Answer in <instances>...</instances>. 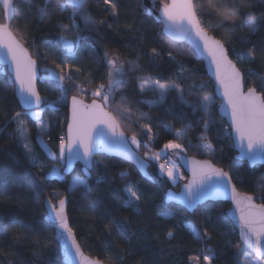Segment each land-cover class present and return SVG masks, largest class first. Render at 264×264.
I'll return each mask as SVG.
<instances>
[{
	"label": "trees",
	"instance_id": "1",
	"mask_svg": "<svg viewBox=\"0 0 264 264\" xmlns=\"http://www.w3.org/2000/svg\"><path fill=\"white\" fill-rule=\"evenodd\" d=\"M145 1L166 3L168 0H113L116 15L105 0H86L84 10L74 18H71L70 5L66 4L65 10L61 11L59 4L64 0H51L47 8L44 0L14 1L16 10L10 28L18 39L25 42L39 67L38 91L45 101L41 120L46 124L42 133L46 147L51 152H58L60 137L65 135L68 100L78 95L74 90L69 91L64 103L52 106L51 102L57 100L61 93L55 81L44 79L46 69H54V61L59 63L65 59L60 37L64 35L72 39L79 35L75 52L66 58V63L72 65L74 79H79L86 89H93L99 83L107 85L109 69L105 63V52L118 55L124 61L128 79L126 84L116 88L113 106L131 109L133 115L128 120L115 114L127 136L136 134L142 140L140 150L131 145L142 158L141 150L145 143L150 142L149 148L156 152L169 140H175L185 146L186 156L208 159L228 172L240 192L257 197L264 195V165L250 168L234 159L236 153L230 131L217 115V102L210 109L212 120L205 132L202 119L206 117L199 108L197 97L205 93L214 96V85L207 77L204 63L188 46L172 43L161 35L162 26L147 12ZM196 2L207 6V0ZM232 2L241 4L245 12L253 13L261 21L255 34L245 36L246 29L238 28L230 41L232 47H229L228 55L244 73L247 88L249 82L259 85L261 76H264V60L260 57L264 50V0H228V3ZM220 19L223 16L219 12L215 13V18L201 16L210 34L225 38L228 28L214 27ZM3 22L0 9V24ZM234 22L239 20H229L228 25ZM60 24H67L70 28L77 25L79 32L64 31ZM242 36L245 37L244 42L240 40ZM153 48L160 52L155 60L151 58ZM233 48L245 54L254 51L257 54L255 62L249 64L241 60ZM169 51L176 57L175 61L169 58ZM129 61H135L139 68L132 71ZM76 68L81 72L76 73ZM249 68L253 70L252 75L248 73ZM68 71L65 68V72ZM141 79L148 85L155 80L161 83L175 80L184 88V99L188 103H182L175 92L168 93L163 103L155 106L141 103V100L158 99L155 93L140 92ZM193 82H203L208 87L200 93L189 88ZM91 100L85 98L87 103ZM16 112L24 116L14 97L13 84L6 70L0 67V264H62L53 230L44 220L45 201L54 192L67 199L69 224L83 252L93 259H100L103 264H117L120 257H123V264H194V257H199L201 262L204 256H212V264H237L234 245L239 241L226 216L228 204L206 203L191 215L179 207L183 222L180 216L160 215L177 207L164 203L165 192L174 186L158 176L151 162H148V173L153 183L144 180L132 165L105 156H96L94 160L107 166L103 171L106 179L98 180L96 172L87 176L79 165L68 177L62 174V169L63 179H44L49 169L57 166L58 159L48 156L37 142L38 122L25 118L24 125L39 163L34 165L27 160L14 122ZM137 120L139 125L149 124L152 132L146 133V129L138 126ZM178 129L185 130L183 138L175 135ZM203 143L211 144V156L198 151ZM121 172L128 175L122 176ZM75 177L85 180L86 186L73 188L72 179ZM125 189L143 192L139 201L141 213L126 207ZM261 202L264 201L257 200V203ZM205 210L211 216L210 220L205 219ZM121 221L127 225L126 231L118 227ZM186 223L201 231L206 228L211 239L206 242L196 240L191 230L185 227ZM169 230L174 232L172 240L167 239Z\"/></svg>",
	"mask_w": 264,
	"mask_h": 264
},
{
	"label": "snow or ice",
	"instance_id": "2",
	"mask_svg": "<svg viewBox=\"0 0 264 264\" xmlns=\"http://www.w3.org/2000/svg\"><path fill=\"white\" fill-rule=\"evenodd\" d=\"M51 4V0H44V7L47 8ZM70 5L72 8L71 18H74L78 12L84 10L86 0H64L59 4L61 11L65 10V6ZM105 4H110L113 15H116V4L113 0H105ZM5 17L9 21L6 24H0V64L9 66L12 73V83L19 95L23 105L29 109L27 115L40 121L41 133L46 128V124L40 119L41 113L32 111L39 108L45 101L42 99L37 89V66L36 60L29 54L25 47V42L18 39L10 28V22L14 19L15 6L14 0H0ZM207 7V10H206ZM197 4L196 0H170L168 3H162L159 12V22L162 24L161 35L167 36L172 41L187 42L193 48V51L201 58H206L211 65L212 74L215 78L222 102L220 107L227 111L230 116L231 123L229 127L233 129L234 141L240 149V159H247L255 164L258 160H264V76H261V82L256 85L249 82L250 86L245 88L244 73L229 58V47H232L230 41L232 36L236 34V30L246 29L245 36L255 34L261 26V21L251 12H245L242 5L236 2L228 3V0H207V6ZM219 12L223 19H220L214 27L216 29L228 28L225 38H217L210 34L209 30L202 23L201 16L215 18V13ZM43 13L41 12V16ZM237 21L232 25H228V21ZM59 27L64 31H73L78 33L79 27L72 25L71 28L67 24H60ZM95 31V27L92 28ZM244 36L240 38L244 42ZM80 37L76 35L70 39L68 36L60 37L61 47L65 53V59L55 64L54 69H46L47 75L45 80H53L60 88L61 95L57 100L52 101L51 105L63 103L66 100V93L76 91L79 95L71 97V122L68 125L67 133L60 137L58 152L49 151V155L58 159L60 166H53L49 169L44 179L58 177L63 179L61 169L64 173L72 170V165L76 161H82L84 164V172L87 176H91L96 172L97 179H106L103 171L106 165L94 160L97 152L105 150H115L121 154L127 153L137 165L144 169L151 160L159 162L161 156H165V161L159 163L160 173L167 177L173 185H177L181 179H184L180 172V166L175 160L168 159L167 150H173L177 157L186 151L185 146L175 140H169L164 144L160 152L151 149L145 152L142 158L137 151H134L131 145H135L139 149L142 140L137 138L136 134L127 136L125 129L120 120L117 119L115 113H120L123 119L128 120L133 115L131 109L113 108L115 101L116 88L119 85L126 84L128 79V70L124 67V61L118 55H110L104 53L105 63L109 71L107 73V85L99 83L90 92L93 97L90 103L85 102L84 96L89 94V90L79 81L74 79L72 65L66 63V58L75 52ZM235 54L243 61L252 64L257 58L254 51L242 53L238 49L233 48ZM160 55L158 49L151 50V58L155 60ZM168 56L175 61L176 57L169 51ZM260 57L264 60V50L261 51ZM131 70L135 71L139 65L135 61H129ZM181 67V75H183V65ZM65 68L69 69L65 72ZM57 69L59 71H57ZM76 73H80L81 69L76 68ZM249 75L253 74L251 68L248 69ZM70 85V87H66ZM208 85L200 82H193L189 88H195L197 92L203 93ZM141 93L152 92L158 95L157 100H141V103L148 106H155L163 103L168 93L175 92L178 99L187 104L184 99V88L175 80L161 83L155 80L151 85L146 84L143 79L139 84ZM125 99L124 94H121ZM199 108L204 113L205 119H202L205 132L208 130L209 123L212 120L210 109L215 103V97L210 93H205L197 97ZM196 107L195 104L192 105ZM14 120L18 123V134H25L24 119L21 113L16 112ZM142 129H146V133H151L152 129L149 124L139 125ZM189 126H191L189 124ZM41 133L40 143L44 141ZM177 137L185 135L184 129L175 131ZM148 147L147 144L144 145ZM33 164H38L39 160L32 153ZM206 152L212 151L211 144H202L199 146ZM43 172V169H41ZM121 175H128L127 172H121ZM151 179V177H150ZM85 185L86 182L79 177L72 181V187ZM127 199L125 205L128 209L135 213H141L139 201L143 192L125 189ZM219 198H227L233 203V209L230 214L236 218L239 228V242L234 245L236 249L243 253L242 264H261L264 261V202L257 203V200L264 201V195L254 196L248 193H241L237 190L236 185L232 183V177L222 168L216 167L210 160L199 161L193 159L191 161V179L180 186L179 192L174 188L165 192V199L169 204H177L176 208H169L166 212L161 213L165 217L180 216L179 207H184L186 211L195 212L197 207L209 200ZM55 199V202L53 200ZM48 208V217L55 223L58 231L59 239L63 242V250L68 264H103L100 259H91L84 255L80 245L76 242L72 230L67 222V199L61 198L53 194L45 201ZM223 215V214H222ZM205 219L210 220L207 210L204 211ZM122 230H127V225L121 221L118 225ZM185 227L191 230L193 237L201 242L211 239L208 230H199L191 223H186ZM167 239H174V232H167ZM69 241L71 243L69 244ZM242 245L244 246L242 248ZM209 251H213L208 249ZM240 253L237 254V264H241L239 259ZM212 256H204L207 264H212ZM194 264H198L199 257L193 258ZM117 264H123V257H120Z\"/></svg>",
	"mask_w": 264,
	"mask_h": 264
},
{
	"label": "water",
	"instance_id": "3",
	"mask_svg": "<svg viewBox=\"0 0 264 264\" xmlns=\"http://www.w3.org/2000/svg\"><path fill=\"white\" fill-rule=\"evenodd\" d=\"M14 1H15V0H14ZM168 2H170V0H168L166 3H168ZM161 4H162V3H157V2H146V1H145V3H144L145 8L147 9V12H148L150 15H152V16L154 17L155 21H156L159 25L162 26V24L159 22V12H160ZM0 9H1V11L3 12V19H4L3 24L9 23V21H8L7 18L5 17V14H4V11H3V8H2V5H0ZM12 21H13V19H12ZM12 21L10 22V26H11ZM162 27H163V26H162ZM13 35H14V33H13ZM163 36H164V35H163ZM164 37H165L167 40H169L170 42H172V43H175V44H184V45L188 46V47L193 51L192 46H191L190 44H188L187 42H176V41H172V40H170V38L167 37V36H164ZM193 52H194V51H193ZM29 54H30V52H29ZM194 54L197 56V58H198L199 60H201V61L204 63L205 70H206V73H207V77L209 78V80H210V81L213 83V85H214V88H213V94H214V97H215L216 102H217V115H218L222 120L225 121V123H226V125H227V127H228V129H229V131H230V137H231V140H232V143H233L234 152L236 153V156H235L234 159H235L236 161H238V162L248 164V166H249L250 168H254V167H256V166H263V165H264V160H258L255 164H253V163H251V162H250L249 160H247V159H240V149H239V147L236 145V143H235V141H234V138H233V136H234L233 129H231V128L229 127V125H230V123H231L230 116L228 115L227 111H225L224 109H222V108L220 107L221 102H222V98H221V95H220V89L218 88L217 83H216V81H215V78H214V76H213V74H212V68H211V65L209 64V62H208V60H207L206 58H201V57H199L195 52H194ZM30 55H31V54H30ZM32 58H33V57H32ZM229 58H230V57H229ZM36 66H37V69H38V72H37V80H36L37 89H38V81H39V78H40V72H39V67H38V65H37V62H36ZM0 67L6 70V72H7L8 76H9L10 80L12 81L11 68H10L9 66L3 65V64H0ZM12 84H13V83H12ZM13 87H14V97H15V99H16V101H17L19 107H20V109L22 110L23 113H26V114H27L28 111H29V109L26 108V107L23 105V103H22V101H21L19 95H18L17 92H16V89H15V86H14V85H13ZM43 107H44V104H42L39 108H34V109H32V111L39 112V111H41V110L43 109ZM67 111H68V119H67V124H66V128H65V135H66V133H67L68 125H69V123L71 122V98L68 100V103H67ZM131 147H132V146H131ZM132 149H133V148H132ZM133 150H134V149H133ZM134 151H135V150H134ZM96 156H105V157L116 158V159H119V160H121V161H124V162H126V163L132 165V166L137 170V172L139 173V175H140L144 180H146L147 182L153 183V179H152V178L150 179L151 176H150L149 173H148V169H149V166H150L149 163L147 164V167H146V168L141 169V168L137 165V163H136L133 159H131V158L128 156L127 153H125V154H121L120 152L115 151V150H105V151H100V152H97V153L95 154L94 158H95ZM193 159H195V160H199V161H208V159H198V158H195V157H188V156L183 155V154H181L180 157H177V162H178L180 168L182 169L183 174H184L185 177H186L185 182H183L182 184L179 185V188H178L177 192H179V190H180V186H181V185H183L184 183H187V181H188L189 179H191V161H192ZM78 165L81 166V167L84 169V164H83V162H82V161H76V162L73 163V165H72V170H71L70 172L64 173V172L62 171V174H63L64 176H67V177L70 176V175L74 172L75 168H76ZM216 167H217V166H216ZM232 183H233V182H232ZM168 190H170V189H168ZM238 191H239V190H238ZM239 192H240V191H239ZM241 193H243V192H241ZM164 203H165L166 205H175V206H177V204H175V203L169 204V203L166 201V199H165V195H164ZM206 203H225V204H228V205H229V208H228V210L226 211V216H227V218L229 219V221L232 223V225L234 226V228H235V230H236V232H237L238 241H239V228H238V224H237L236 218L230 214V210L233 209V203L231 202V200H229V199H227V198H219V199H215V200H209V201L204 202L202 205L198 206L197 209H198L199 207L205 205ZM67 205H68V202H67ZM67 205H66V211H67ZM180 208L183 209L184 211H186V210L184 209V207L181 206ZM186 212H187L188 214H190V215L194 213V212H190V211H186ZM45 213H46V216H45V219H44V220H45L46 224H47V225L53 230V233H54V237H53V238H54V242L56 243V245H57V247H58V251H59V255H60V259H61V263H62V264H68L67 258L65 257L64 250H63V242L59 239V236H58V231H59V230L57 229L55 223H54V222L48 217V208H47L46 203H45ZM67 222H68V226H69V228L71 229L70 224H69V220H68V215H67ZM71 230H72V229H71ZM72 233L74 234L73 231H72ZM74 236H75V234H74ZM75 240H76V242L78 243V240H77L76 236H75ZM70 243H71V241H69V244H70ZM78 244H79V243H78ZM79 245H80V244H79ZM242 246H243V245H242ZM243 247H244V246H243ZM80 248H81V246H80ZM81 250H82V248H81ZM82 251H83V250H82ZM83 253H84V252H83ZM84 255L87 256V257H89V258H91L90 256L86 255L85 253H84ZM91 259H93V258H91ZM263 262H264V261H263Z\"/></svg>",
	"mask_w": 264,
	"mask_h": 264
},
{
	"label": "rangeland",
	"instance_id": "4",
	"mask_svg": "<svg viewBox=\"0 0 264 264\" xmlns=\"http://www.w3.org/2000/svg\"><path fill=\"white\" fill-rule=\"evenodd\" d=\"M11 81V80H10ZM12 82V81H11ZM60 89V88H59ZM89 90V94L88 95H86V96H84L83 98L85 99V98H92L93 99V97L90 95V92H91V90L92 89H88ZM60 93H61V91H60ZM78 93V92H77ZM144 93H148V92H144ZM150 93H152V92H150ZM78 95H79V93H78ZM157 97H158V95H157ZM66 101V100H65ZM64 101V102H65ZM63 102V103H64ZM215 102H216V99H215ZM57 104H60V103H57ZM113 108L115 109L116 107H114L113 106ZM40 113L42 112V110L41 111H39ZM117 115H120L121 116V114L120 113H116ZM22 116V118L25 120V118L27 119V118H31L32 120H34V121H36V122H38V128L40 129V132L39 133H41V125H40V121H38L37 119H35V118H33V117H30V116H28L26 113H24V116L23 115H21ZM40 119H41V117H40ZM15 122V125H16V130H17V135H18V139H19V143H20V145H21V147L23 148V151H24V153H25V156H26V158H27V160L31 163V164H33V162H32V155H31V153H29V151H28V148H25L24 147V145L25 144H27L28 146H29V148L32 150V153H34V150H33V146H32V143L30 142V140H29V137H28V132H27V129H26V127H25V125L23 126L24 127V129H25V134L23 135V136H21V135H19L18 134V129H19V125H18V123L16 122V121H14ZM45 130H46V128H44V130L42 131V133H44L45 132ZM42 133H41V135H42ZM42 138H43V136H42ZM183 138V137H182ZM43 141H44V143H43V145L40 143V137L37 139V142L39 143V145L42 147V149L48 154V156H50L49 155V149L46 147V145H45V140H44V138H43ZM150 143V142H149ZM149 143H145V144H149ZM144 144V145H145ZM203 144H206V143H203ZM143 145V150H141V153L143 154V158H144V154H145V152H147V151H149V145H148V147H145ZM135 149H136V146L135 145H132ZM145 148V149H144ZM163 149V148H162ZM161 149V150H162ZM136 150H140V148L139 149H136ZM161 150H159V151H156V152H160ZM198 151L199 152H201V153H203L205 156H211L212 155V151L211 152H206V151H204L203 149H201L200 147H198ZM188 152L187 151H184L182 154L183 155H186ZM35 154V153H34ZM166 156H167V158L168 159H172V160H175L176 161V163L178 164V162H177V156L174 154V152H173V150H167V152H166ZM51 158H53V159H56V158H54V157H52V156H50ZM165 161V156H161V160L159 161V162H157V161H155V160H151V161H149V162H151L154 166H155V168L157 169V174H158V176L159 177H161V178H164L165 180H167V182L173 187L174 186V188H178V186L180 185V184H182L183 182H185V180H186V177H185V175L183 174V172H181L182 173V175H183V177H184V179H181L180 181H179V183L177 184V185H173L172 184V182L170 181V180H168L167 179V177L166 176H164V175H162L161 173H160V170H159V167H158V165H159V163H163ZM57 166H60V161L59 160H57ZM179 165V164H178ZM61 171H62V169H61ZM51 178H58V177H51ZM76 178V177H75ZM59 179V178H58ZM74 179V178H73ZM73 179H72V181H73ZM175 190V189H174ZM178 190V189H177ZM177 190H175V191H177ZM235 250H236V255L238 254V253H240V256H239V259H240V261H241V264H242V261H243V253L241 252V250H239V249H236L235 248ZM237 259H238V257H237ZM198 264H207V262L206 261H204V259H202V261L200 262V261H198ZM261 264H264V262L262 261L261 262Z\"/></svg>",
	"mask_w": 264,
	"mask_h": 264
},
{
	"label": "clouds",
	"instance_id": "5",
	"mask_svg": "<svg viewBox=\"0 0 264 264\" xmlns=\"http://www.w3.org/2000/svg\"><path fill=\"white\" fill-rule=\"evenodd\" d=\"M180 172H182V169L180 168Z\"/></svg>",
	"mask_w": 264,
	"mask_h": 264
}]
</instances>
